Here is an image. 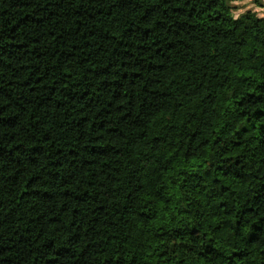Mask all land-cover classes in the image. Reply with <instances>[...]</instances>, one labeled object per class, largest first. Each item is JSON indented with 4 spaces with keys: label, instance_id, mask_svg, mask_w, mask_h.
<instances>
[{
    "label": "trees",
    "instance_id": "16d2710c",
    "mask_svg": "<svg viewBox=\"0 0 264 264\" xmlns=\"http://www.w3.org/2000/svg\"><path fill=\"white\" fill-rule=\"evenodd\" d=\"M0 264H264V17L0 0Z\"/></svg>",
    "mask_w": 264,
    "mask_h": 264
},
{
    "label": "rangeland",
    "instance_id": "374dc122",
    "mask_svg": "<svg viewBox=\"0 0 264 264\" xmlns=\"http://www.w3.org/2000/svg\"><path fill=\"white\" fill-rule=\"evenodd\" d=\"M231 4L235 16L247 11H253L258 16L264 17V0H231Z\"/></svg>",
    "mask_w": 264,
    "mask_h": 264
}]
</instances>
